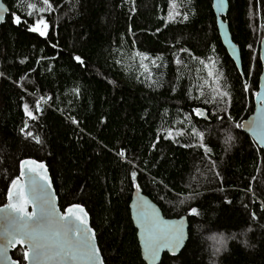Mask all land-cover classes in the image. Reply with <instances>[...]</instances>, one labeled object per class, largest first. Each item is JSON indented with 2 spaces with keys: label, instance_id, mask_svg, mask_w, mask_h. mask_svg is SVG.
Segmentation results:
<instances>
[{
  "label": "trees",
  "instance_id": "trees-1",
  "mask_svg": "<svg viewBox=\"0 0 264 264\" xmlns=\"http://www.w3.org/2000/svg\"><path fill=\"white\" fill-rule=\"evenodd\" d=\"M3 2L0 205L35 159L62 210L85 207L105 264H145L129 209L137 185L165 217L189 220L184 250L160 264H264V151L242 130L262 72L264 0H229L242 74L212 0H51L47 38L13 22L34 23L27 4L40 0ZM24 251L12 252L21 264Z\"/></svg>",
  "mask_w": 264,
  "mask_h": 264
},
{
  "label": "snow or ice",
  "instance_id": "snow-or-ice-1",
  "mask_svg": "<svg viewBox=\"0 0 264 264\" xmlns=\"http://www.w3.org/2000/svg\"><path fill=\"white\" fill-rule=\"evenodd\" d=\"M40 3L42 6L38 9L37 3L30 2L27 4L29 9L27 12L28 17H32L36 11L40 13L34 23L28 24L27 20H22L19 15L14 16L13 22L18 26L24 23L28 31L47 38L50 24L43 14L51 13L55 9L51 0H40ZM220 3L222 4L223 0H220ZM184 19L186 20L187 16ZM2 21L3 16L0 15V22ZM184 51H187V49H184ZM137 55L140 54L137 53ZM147 58L146 56L142 57V59ZM75 59L80 64L84 63L79 56L75 57ZM180 62L177 59V63L179 64ZM209 75H212V73L209 72ZM219 95L223 98L227 97L228 93L220 92ZM257 98H261L259 93H257ZM24 110L31 119H35L27 105L24 106ZM195 112L196 115L203 116L201 110L195 109ZM73 122L78 123L75 120ZM253 126H257V122L254 121ZM235 127L240 128V125L236 124ZM193 134L200 140L204 139L199 132H194ZM171 136L172 133L169 132L168 137L171 138ZM231 139L232 137H228L226 142H230ZM37 143H39V140H37ZM200 147H203L205 153H208L209 149L206 146L201 144ZM119 155L123 157L125 153L120 152ZM25 170L33 174L31 180L34 188L37 186L36 177L48 181L49 187L51 186L45 165L38 164L35 160H25L20 164L21 177L25 175ZM132 179H136L135 172L132 173ZM137 190H139V185H137ZM38 199L41 201L39 214L36 212L29 214L26 210L29 199L25 193V186L20 183L19 179L12 182L11 189L8 191V204L6 208L0 209V212L7 213L5 220L9 226V230L5 234V242L0 244V249H5L17 243L23 244L26 249L23 252V260L28 261V264H65V262L96 264L97 261L99 264H103L100 251L94 243L95 233L88 227V214L84 208L78 204L73 205L67 209L65 215H61L56 211L54 205L50 203L46 192L42 190ZM33 206L35 207V203H33ZM191 215L197 216L199 213L196 209H192ZM145 219L148 224V238L145 242V251L148 256L155 260L165 247H169L173 255H175L176 251L183 246L185 239L183 224L159 229L155 227L156 221L149 214L145 213ZM53 225L56 226L55 231H52ZM226 249V239H222L220 246L215 250V255H219ZM12 264H20V261H12Z\"/></svg>",
  "mask_w": 264,
  "mask_h": 264
},
{
  "label": "water",
  "instance_id": "water-1",
  "mask_svg": "<svg viewBox=\"0 0 264 264\" xmlns=\"http://www.w3.org/2000/svg\"><path fill=\"white\" fill-rule=\"evenodd\" d=\"M212 8L216 17L218 33L223 43V46L225 47L229 57L236 65L239 72L242 74L243 72H242L241 51L239 46L233 41L229 29V24L225 20L229 11V0H223L222 4L220 3V0H212ZM9 12L10 10L8 6L3 2V0H0V15L3 16V21L0 22V24H3L6 21V16L9 14ZM259 53L262 63V72L259 78V87L257 93L260 94L261 98L258 99L257 94L255 95L254 111L250 116H248L242 122V130L247 135L250 136V138L257 144V146L260 149L264 151V38L261 40ZM254 121L257 122V126H253ZM25 160H35V159H25ZM35 161L38 164L45 165L47 169L48 180L51 182V186L49 187L48 181H44L41 180L39 177H36L37 186L34 188L31 180L33 174L25 170V175L21 177L20 167H19V176L17 179H19L20 183L25 186V193L27 198L29 199V204L26 209L27 212L29 214H31L32 212H36L37 214H39L41 201L38 199V197L41 191L43 190L48 194L50 203L54 205L56 211L61 215H65L69 207L64 210L60 208L59 199L56 195V191L46 164L42 161H37V160ZM10 189L11 186L9 190ZM33 203H35V207L33 206ZM7 204H8V194H7L6 202L0 205V209L6 208ZM82 207L86 211L85 207L84 206ZM129 209H130V215L134 228L137 231V239L141 250V256L145 264H160L164 255H169L170 257H177L184 250L189 239V226H190L188 217L186 215L175 218L165 217L159 206L156 203H154L147 195L143 194L140 190H137V188L133 191ZM145 213L149 214L150 217L155 219L156 221L155 227L159 229L176 227L179 226L180 224H183L185 239L183 241V246L176 251L175 255H173L169 247H165L160 251L159 256L155 260H153L150 256H148V254L145 251V242L148 238V232H147L148 224L145 219ZM6 215L7 213L0 212V244H4L6 231L9 230V226L5 220ZM87 219H88V227H90L92 231L95 233L94 243L96 244L97 248L100 251L96 232L91 226L89 215L87 216ZM55 230H56V226L53 225L52 231ZM19 247L25 248L23 244L17 243L5 249H0V264H12V261H18L13 258L12 252L18 249ZM100 257L103 260V264H105L101 251H100ZM24 264H28V261L24 260ZM65 264H79V262H65ZM96 264H99V262L97 261Z\"/></svg>",
  "mask_w": 264,
  "mask_h": 264
},
{
  "label": "rangeland",
  "instance_id": "rangeland-1",
  "mask_svg": "<svg viewBox=\"0 0 264 264\" xmlns=\"http://www.w3.org/2000/svg\"><path fill=\"white\" fill-rule=\"evenodd\" d=\"M257 17H258V20H259V23H260V21H261V17H260V15H261V13H260V11H261V9H259V3H257ZM261 26H264L263 25V23L261 22Z\"/></svg>",
  "mask_w": 264,
  "mask_h": 264
}]
</instances>
